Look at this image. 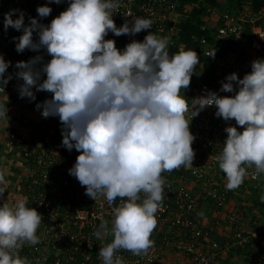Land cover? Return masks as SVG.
Segmentation results:
<instances>
[{
    "label": "clouds",
    "instance_id": "obj_1",
    "mask_svg": "<svg viewBox=\"0 0 264 264\" xmlns=\"http://www.w3.org/2000/svg\"><path fill=\"white\" fill-rule=\"evenodd\" d=\"M61 2L48 0L49 4ZM118 7L119 0H69V7L47 26L32 17L25 25V13L19 9L9 10L3 21L5 32L12 28L23 33L13 37L18 54L44 49L52 57L47 63L39 55L18 62L15 77L23 81L18 86L20 98L34 101L33 88L53 94L36 108L42 109L44 118H59L62 146L80 153L69 175L86 186L85 194L94 201L100 197L109 202L121 200L113 209L111 228L104 220L93 233L98 240L112 236L99 249L102 264H125L118 254L121 249L140 256L154 246L151 234L166 183L162 173L193 167L195 136L190 123L205 107L214 105L216 117L226 122L234 119L243 127L242 132L235 126L224 129L227 138L217 156L227 190L238 188L249 168L254 167L255 176L264 174V59L254 60L243 79L236 73L225 78L220 91L238 89L234 97L208 91L189 109L182 93L200 62L197 51L182 49L170 55L168 38L154 33L118 49L114 40L105 39L109 32L117 37L135 36L153 26L151 19L129 13L132 19L117 27L112 17ZM36 11L44 18L52 8L39 6ZM10 66L11 61L0 54L3 93L13 79L12 74L5 76ZM42 75L46 79L41 82ZM7 112V106L0 103V119L8 118ZM5 176L6 170L0 168V197L5 193L2 186L8 183ZM41 224L42 215L27 206L26 197L12 205L4 202L0 206V264H31L20 250L26 243L40 242Z\"/></svg>",
    "mask_w": 264,
    "mask_h": 264
},
{
    "label": "built area",
    "instance_id": "obj_2",
    "mask_svg": "<svg viewBox=\"0 0 264 264\" xmlns=\"http://www.w3.org/2000/svg\"><path fill=\"white\" fill-rule=\"evenodd\" d=\"M227 1L232 2L230 8L225 6ZM256 1L217 0L218 5L212 6L205 0L184 4L181 0H119V7L112 17L117 27L132 19L127 16L129 13L133 17L151 19L153 26L135 36L117 37L109 32L105 39L114 40L116 47L123 50L133 40L142 42L146 35L154 33L168 38V51L173 48L181 50L179 22L189 17L200 4L204 7V17L199 28L206 34L192 38L198 43L201 57L217 72L225 73L234 57L231 53L219 54L217 49L223 45L230 50L243 48L254 58L264 59V0L258 7ZM45 5L51 7L52 12L41 18L36 9ZM68 7L69 0H62L60 4H49L48 0H0V54L6 61H11L5 76L13 75L0 96L7 93L19 95L18 86L23 81L15 77L18 62H28L38 55L43 56V63L52 58L44 49L36 52L26 49L18 54L13 37L23 33L12 28L5 32L4 14L11 9L23 10L25 25L28 17H32L47 26ZM17 17L18 14L13 19ZM33 39L38 40L35 32ZM213 51H216L215 57L211 58ZM199 65L200 62L195 67ZM44 79L46 75L41 76V82ZM33 91L41 104L53 96L46 91L36 92L35 88ZM208 91L225 97L202 82L189 85L182 94L191 109L198 105L195 99L207 96ZM237 91L229 93V97H234ZM216 111L214 105L205 107L192 119L190 131L195 136L193 167L181 166L162 173L166 183L162 208L155 214L157 226L151 234L154 246L140 256L119 250L125 264H223L233 257L241 260L239 264H264V221L255 218L249 211L251 206L244 201L252 197L251 190H256L257 196L264 198V174L255 176L254 167L249 168L244 182L234 190H227L225 174L219 168L217 156L227 138L224 129L235 126L242 132L243 127L234 119L226 122L216 117ZM186 115L190 117L191 112ZM47 134L42 145H28L24 153L27 173L22 198L26 197L27 206L42 215V224L37 230L40 242L36 245L26 243L20 255L27 257L31 264H102L99 249L111 242L112 236L98 240L93 233L104 220L111 228L113 209L121 200L117 198L109 202L100 197L94 201L85 194L86 186H81L75 177L69 175L68 170L80 153L62 146V123L58 117H54ZM25 142L29 144L28 140L14 138L10 145ZM206 207L215 213L208 225L201 222Z\"/></svg>",
    "mask_w": 264,
    "mask_h": 264
},
{
    "label": "crops",
    "instance_id": "obj_3",
    "mask_svg": "<svg viewBox=\"0 0 264 264\" xmlns=\"http://www.w3.org/2000/svg\"><path fill=\"white\" fill-rule=\"evenodd\" d=\"M0 103L8 109V118L0 119V168L6 170L5 179L8 181L7 185L2 186L5 188V193L0 197V206H2L4 202L15 204L23 197L27 173L24 153L28 145L39 146L47 140V133L54 117L44 118L41 115L42 109L36 108L37 104H41L36 99L31 101L27 97L20 98L19 95L7 93L0 96ZM14 138H23L28 140L29 144L25 142L22 145L18 143L10 145ZM244 201L251 206L249 211L253 213L259 211L260 217H263V197H247ZM214 217V211L206 207L201 222L208 225ZM240 261L233 257L227 263L239 264Z\"/></svg>",
    "mask_w": 264,
    "mask_h": 264
},
{
    "label": "trees",
    "instance_id": "obj_4",
    "mask_svg": "<svg viewBox=\"0 0 264 264\" xmlns=\"http://www.w3.org/2000/svg\"><path fill=\"white\" fill-rule=\"evenodd\" d=\"M181 1H182V3H185V2L196 3L197 2V0H181ZM205 3L208 5H212V6L218 5L217 0H205ZM231 5H232V2H230V1H227V3H225V6L228 8H230ZM260 5H262V3ZM203 17H204V7L199 4L198 8L194 9L191 12V14L189 15V17H187L185 19L183 18L179 22L180 23V29H181V34H180L181 35L180 36V42L181 43L180 44L182 45V49L183 50H187V49L196 50L197 54L199 56V60H200V65L195 67V69H194L195 72L191 77L190 85H194L196 83V81L193 80L194 77H200V76L202 77L203 76V80L198 78L201 80L202 83L211 86L212 88H214L218 92H222V91H220L222 86L219 87L216 84V80L214 78V75H216L217 73H219V74H221V73L217 72L210 64H208L206 62V60L203 57H201L200 52H199L198 43L196 41H194L192 38L194 36L201 37L202 35L206 34V33L202 32L199 28L203 23L202 22ZM179 51L180 50L178 48H173L169 51V54L173 55V54L178 53ZM217 51H219V54H223V52L221 51V48L217 49ZM198 79H197V81H198ZM223 94H225V93H223ZM251 193H252V197H259V196H257L256 190H251Z\"/></svg>",
    "mask_w": 264,
    "mask_h": 264
},
{
    "label": "rangeland",
    "instance_id": "obj_5",
    "mask_svg": "<svg viewBox=\"0 0 264 264\" xmlns=\"http://www.w3.org/2000/svg\"><path fill=\"white\" fill-rule=\"evenodd\" d=\"M262 0H257L256 1V6H260ZM184 4V3H183ZM227 47V48H226ZM229 47L226 45H223L221 47V51L223 52V54H225L226 52L231 53L234 57V61L233 64L229 66V68L227 69V72L225 73H217L216 75H214V78L216 80V84L220 87L222 86V82H227L226 81V77L232 73H236L238 75L239 79H243L245 74H248L251 72V64L254 60H256L257 58H254L251 54L247 53L243 48L241 49H233L230 50L228 49ZM221 75V76H220ZM203 80V76L202 77H194L193 80L196 82H201L200 79ZM198 79V81H197ZM235 87V84H234ZM225 93L224 95L226 97H229V93L227 92H223ZM259 211L254 212V217L255 218H260V221H264V214H262L263 217H260V213H258Z\"/></svg>",
    "mask_w": 264,
    "mask_h": 264
}]
</instances>
